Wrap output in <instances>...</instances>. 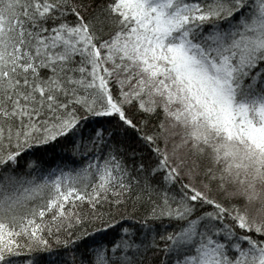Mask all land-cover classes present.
Returning a JSON list of instances; mask_svg holds the SVG:
<instances>
[{"label": "snow or ice", "instance_id": "1", "mask_svg": "<svg viewBox=\"0 0 264 264\" xmlns=\"http://www.w3.org/2000/svg\"><path fill=\"white\" fill-rule=\"evenodd\" d=\"M0 264H264V0H0Z\"/></svg>", "mask_w": 264, "mask_h": 264}]
</instances>
